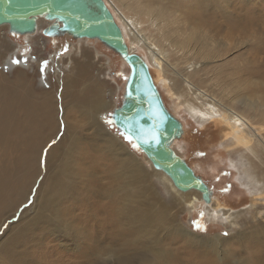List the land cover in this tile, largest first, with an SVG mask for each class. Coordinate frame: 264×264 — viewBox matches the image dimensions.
Here are the masks:
<instances>
[{"label": "bare ground", "instance_id": "1", "mask_svg": "<svg viewBox=\"0 0 264 264\" xmlns=\"http://www.w3.org/2000/svg\"><path fill=\"white\" fill-rule=\"evenodd\" d=\"M102 1L122 33L127 53L146 63L157 89L162 84L169 92L174 90L173 97L179 102L176 107H183L202 129L221 127L223 144L228 142L235 147L234 151L242 152L243 171L239 170V174L246 175L251 204L236 211L217 199L205 205L212 219L232 228L239 225L241 231L229 238L221 235L206 238L178 220V206L191 213L203 205L202 193L195 189L180 190L167 170L147 158L158 169L157 181L173 200L166 203L159 197L156 183L146 175L132 149L102 122L109 112L101 94L105 83L91 78L88 86L83 85L94 64L69 60L67 71L58 64V69L53 67L48 75V90L35 87L31 84L36 73L32 60L28 67L10 70L9 59L19 47L4 35L7 46L0 43V66L3 71L6 65L5 70L10 72H0V230L7 220L15 217L21 199L31 194L37 179L34 177L27 189V183L19 181L20 174L33 177L39 171L36 165L42 164L43 153L47 175L34 208L18 216L0 239V264H264V125L253 117L264 104L259 107L261 101L256 93H245L249 84L259 86L249 82L242 88L231 79L235 85L222 89L225 96L230 101L247 100L239 101L243 110L225 105L195 84L200 64L190 62L184 69L171 65V54L183 59L196 52L205 61L211 54L207 48L194 47L195 33L186 35L181 43L173 41L183 31L169 30L171 23L164 20L160 0ZM45 14L25 15L22 19L33 21L40 32L45 27L42 25ZM160 22H167V28L160 26ZM149 23L165 41L167 50L150 40L146 33ZM179 23L185 26L184 21ZM59 24L63 27L62 22ZM38 37L47 48L46 39ZM32 39L35 50V38ZM143 50L146 55L141 54ZM32 58L39 67L44 61L35 53ZM128 69L131 73L130 66ZM218 69L222 72V65ZM153 72L162 75V79H155ZM169 112L180 123V132L183 124L179 113ZM62 128L63 135L54 143ZM169 148L177 155L172 145ZM107 166L114 168L108 176L107 171L105 177L101 176ZM247 222L250 226L245 227ZM60 238L62 241L55 242L54 239ZM57 246L65 250L60 249L61 252ZM241 252H248L249 258H240L237 253ZM253 257L255 260H250Z\"/></svg>", "mask_w": 264, "mask_h": 264}, {"label": "rangeland", "instance_id": "2", "mask_svg": "<svg viewBox=\"0 0 264 264\" xmlns=\"http://www.w3.org/2000/svg\"><path fill=\"white\" fill-rule=\"evenodd\" d=\"M160 3L164 8V20H168L169 23H171L169 30L180 31L181 29L183 31L181 34L175 35L173 41L181 43L186 35L195 33L196 39L193 41V43H195L194 47L201 46L203 49L207 48L211 54L210 59L213 58L212 60L209 59L205 61L200 55H197L196 52H193V55L188 57L184 56L183 59L180 58L182 56L179 57L178 55L171 54V65L173 67L184 69L187 68V64L190 62L196 65L200 64L198 73L194 78L195 84L205 93L214 96L225 105L237 106L241 110L244 109V106L241 105L239 101L247 100V98L230 101L225 96L222 89L228 87L230 89L233 87L232 85L237 83H240L241 86H243L242 88H245L249 82H255L259 88L254 86H252V88L249 84L248 91L246 90L245 93H249L248 95H254L256 93V97H260L261 101L259 107L260 104H264V0H160ZM187 9L188 11H186ZM21 20L23 21L22 18ZM25 20L28 22L27 19ZM44 20L42 25H45V27H43L40 32H38L39 30L35 25H33L35 28L31 27V29L27 31L16 28L13 24L11 25V23H3L0 25V28H5L0 32V43L3 46H7L4 39V35H6L11 43L16 44L17 48L19 47L17 51L18 54L13 53L9 59L8 66L10 70L14 67V69L18 71L20 68L24 67V65L28 67V62L32 60V63H35L36 73L35 80L31 79V84L35 87L41 86L48 90L46 87L48 83L47 78L48 75L50 76L52 74L51 69L53 67L58 69L60 65V68L62 66V68L67 71L70 68L69 60L74 62L82 61L84 64L89 63L90 66L94 64L89 76L83 80V85L88 86L89 84H87V81H91V78L100 79L105 83V88L102 87L101 94L109 112L104 115L105 118L102 119V122L107 126L108 130L118 136L123 143L127 144L130 150L132 149L131 151L136 155V159L145 168L147 172L146 175L156 183L152 181L153 184H155V190L159 193V197L164 202L166 201V203L171 202L170 199H172V197L157 181L158 169H155L147 160V157L138 150L134 144H130L124 138V134L116 129L113 124V112L116 107L122 105L127 97L126 87L128 78L131 74L124 55L110 47L104 41H101V39L79 37L71 28L67 27L62 29V32H58L56 36L48 37L46 34L47 29L50 28L51 25L59 24L60 21L48 14L44 15ZM180 21H184L185 26H183V23H179ZM47 22H51L52 24L47 26ZM158 24L163 28H167V22H160ZM148 26L150 27L146 33L150 40L153 42L156 41L164 50H167L165 41L159 37L158 33L155 31V27L151 23L146 24V27ZM41 35L48 43L47 48L42 45L43 40H39L38 36ZM44 35L47 38H45ZM200 35H203L202 39H200ZM32 38H35V50L33 48L34 42ZM34 53L35 56L44 58L40 67L33 61L32 56ZM141 54L146 55V52L143 50ZM14 57L18 59V63L16 64L11 61ZM184 59L188 60L185 61ZM204 63L206 65H204ZM11 64H13V66ZM221 65L222 72L218 69ZM73 66H75V63ZM3 68L2 71V67L0 66V72L5 74L10 72V70H5L7 68L6 65ZM178 71L181 72L180 70ZM32 72L33 70H30L31 74ZM183 73H186V71ZM153 75L155 79H162V75L158 72H153ZM236 78L239 79L237 80ZM231 79H235L236 83H232ZM255 88L256 91L254 90ZM159 90L165 106L172 113H174V111L179 113V117L183 124L181 136L173 142L172 147L175 153L185 159L186 163L196 170L197 176L207 184L211 192L210 203H212L214 199H217L219 202L223 203L224 206L234 208L235 211L247 207L248 204L250 205L252 201L249 195L250 193L247 192L248 187H246V184L248 183L245 181L246 175L239 174V170H241V172L243 171L242 152L238 150L234 151L235 147L228 142L223 144L224 130L221 129V127L212 126L207 129H202L195 120L188 116L182 106V109L176 107V103L179 102L175 96L173 97L174 90H172L173 92H169V88L162 87V84ZM253 117L256 121L260 122L261 125H264V107L256 116L253 115ZM63 133L64 129L62 128L59 137L56 136V141L54 143L59 140ZM1 157L0 155V158ZM44 160L46 162V156L43 153L40 161L42 164L39 166L36 165V169L39 171L37 173L35 172L33 177L29 178L25 173L20 174L19 181L26 182L27 189L34 180V177L37 179L33 185L31 194L27 197L23 196L24 198L22 199L20 198L22 204L16 211L15 217L7 220L2 226L0 230V239L3 237L9 225H12L18 220V216L34 208V203H36L39 194L38 190L47 175ZM233 162L239 163L240 165L234 167V165H231ZM57 164L60 165L61 162ZM110 167L111 166H107V170H102L103 174L101 176L105 177L104 174H106V171L108 176L109 171L114 168ZM40 170L42 172L41 175H39ZM31 171H33V169H31ZM107 180L108 179L104 180L103 183L106 184ZM202 204V206H198L191 213L182 209V207L177 204L180 212L178 214V220L180 222L182 221L181 223L188 229L206 238H215L216 235H221V238H229L241 231L239 225L232 228L221 221L212 219L205 207L208 203L202 201ZM245 225V227H248L250 223L247 222ZM54 240L55 242H59L62 241V238ZM29 247L30 246L25 247V249L29 250ZM60 249L65 250L63 248ZM237 254L240 255V258H249L248 252ZM250 260L255 259L253 257ZM238 261L243 263L242 259H238Z\"/></svg>", "mask_w": 264, "mask_h": 264}, {"label": "water", "instance_id": "3", "mask_svg": "<svg viewBox=\"0 0 264 264\" xmlns=\"http://www.w3.org/2000/svg\"><path fill=\"white\" fill-rule=\"evenodd\" d=\"M46 13L63 23L51 25L48 37L64 28H71L79 37L99 38L124 55L131 67L127 97L113 112V124L155 166L167 170L174 184L182 191L195 189L203 202L210 203L211 192L186 161L169 148L181 136L180 123L166 109L146 63L128 54L123 36L112 14L102 0H0V25L11 23L24 31L34 27L23 22L25 15ZM32 24V26H31Z\"/></svg>", "mask_w": 264, "mask_h": 264}, {"label": "snow or ice", "instance_id": "4", "mask_svg": "<svg viewBox=\"0 0 264 264\" xmlns=\"http://www.w3.org/2000/svg\"><path fill=\"white\" fill-rule=\"evenodd\" d=\"M12 63L16 64V63H18V61H16V60H13V61H12ZM45 67H46V65H45ZM128 142H129L130 144L132 143V141H131V140H129Z\"/></svg>", "mask_w": 264, "mask_h": 264}, {"label": "trees", "instance_id": "5", "mask_svg": "<svg viewBox=\"0 0 264 264\" xmlns=\"http://www.w3.org/2000/svg\"><path fill=\"white\" fill-rule=\"evenodd\" d=\"M124 138H125L127 141H129L125 135H124ZM132 144H133V143H132Z\"/></svg>", "mask_w": 264, "mask_h": 264}]
</instances>
